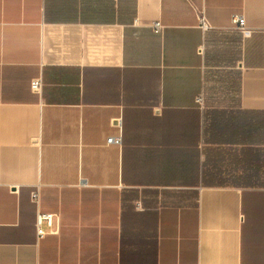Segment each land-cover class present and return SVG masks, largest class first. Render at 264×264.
Here are the masks:
<instances>
[{"label":"crops","instance_id":"obj_1","mask_svg":"<svg viewBox=\"0 0 264 264\" xmlns=\"http://www.w3.org/2000/svg\"><path fill=\"white\" fill-rule=\"evenodd\" d=\"M0 264H264V0H0Z\"/></svg>","mask_w":264,"mask_h":264},{"label":"built area","instance_id":"obj_2","mask_svg":"<svg viewBox=\"0 0 264 264\" xmlns=\"http://www.w3.org/2000/svg\"><path fill=\"white\" fill-rule=\"evenodd\" d=\"M231 21L234 24V26L243 34V35H249L250 31L249 29L246 27V22H245V18L242 14H233L231 16ZM198 25L202 30H207L210 28L209 23L207 22L203 12H200L199 18H198ZM154 27L157 30H160L162 25L160 22H155L154 23ZM30 89L36 93H40L41 91V81L40 79H32L30 81ZM198 102L201 101V95H199L197 97ZM106 143L107 144H116L119 145L121 143V136L120 134L118 135H110L107 137L106 139ZM31 198L33 201L38 202L39 200V191L38 189H36L35 191H33L31 193ZM44 216L45 218L49 217V215H41ZM41 216L38 217V221L41 219ZM38 234L41 235L42 231L37 228Z\"/></svg>","mask_w":264,"mask_h":264}]
</instances>
